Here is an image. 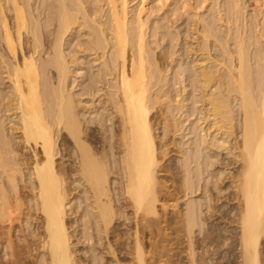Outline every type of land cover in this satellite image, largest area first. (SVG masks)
<instances>
[{
	"label": "bare ground",
	"instance_id": "6f19581e",
	"mask_svg": "<svg viewBox=\"0 0 264 264\" xmlns=\"http://www.w3.org/2000/svg\"><path fill=\"white\" fill-rule=\"evenodd\" d=\"M53 1L43 24L31 0H0L12 60L0 57L9 84L0 96V264H264V49L253 65L247 21L230 69L179 67L182 83L189 76L204 92L193 101L203 102L194 148L175 150L184 106L153 91L167 77L143 15L107 0L110 28L87 21L91 50H105L94 70L65 50L78 20L70 0ZM200 189L206 211L189 197Z\"/></svg>",
	"mask_w": 264,
	"mask_h": 264
},
{
	"label": "rangeland",
	"instance_id": "374dc122",
	"mask_svg": "<svg viewBox=\"0 0 264 264\" xmlns=\"http://www.w3.org/2000/svg\"><path fill=\"white\" fill-rule=\"evenodd\" d=\"M126 2L132 16L141 13L148 22L147 43L155 61L163 70L162 75L167 77L162 83H159V80H154L152 84L153 91L159 94L163 90H168L173 105L184 106L183 111H175L177 114L176 119L180 118L183 125L181 126L182 130L174 136L176 142H181V145L174 146V149H193L196 137L191 131L197 118V112L193 113V110L203 106V102L200 101L194 105L193 101L201 100L204 88L201 83L193 82V79H189L188 75L187 81L182 83L176 73L179 67L183 69L189 68L194 72L199 71L200 65H222L230 69L231 59L234 60L236 56L234 53L236 50L235 41L236 38L245 35L246 21L248 29V33H246L247 46L251 54L252 64L256 65L257 55L262 48L264 49V38L261 39L259 37V30H262L264 25V0H126ZM70 6L72 10L75 9L78 20L73 25L74 35L65 44V50L71 52L72 56L85 58L87 63L93 66L94 70H103V54L105 50L99 49L98 52L91 50V31L90 27L86 25L88 21L91 26L98 28L99 23L102 21L107 24V28H110L107 0H70ZM6 11L8 15H11V12ZM30 11L34 18L41 20V23L45 24L55 15L54 1L31 0ZM237 11L239 12L238 15L236 14ZM80 23L82 25L78 27ZM57 25L58 21L53 20L52 25L49 27V29L54 31L53 34L49 33L47 28H44L47 40L54 38ZM4 45L0 37V57H4L5 60L7 59L11 62V57ZM27 49L28 45L25 44V51ZM106 51H108V48ZM98 55L100 58L95 61ZM110 55L111 50L108 52V59ZM18 56L21 57V54ZM39 56L46 58L47 54L42 52ZM76 68L78 66H74L73 70H76ZM1 73L0 65V91L2 92H0V96L2 97L7 92L9 93V84L5 79L6 75H1ZM107 78L111 79L113 76ZM83 79L79 75V83L83 82ZM101 86L103 90L99 94H104L107 88L105 84ZM184 86H187L186 89H184ZM83 98L91 99V97L87 96ZM97 98L98 96H96ZM178 101H181L180 104H178ZM0 109H2L1 106ZM155 112L156 109L152 111V114ZM176 153L173 152L171 154L177 156H175V161H179L182 154ZM220 157H225L223 152H221ZM208 180L209 178L205 176V184ZM202 182L204 183V181ZM209 187H212V184L209 183ZM189 197L205 204L203 210L206 211V193L204 191L200 189ZM188 198H183L179 201L182 209L185 208L183 202ZM23 226L26 231L24 233H30L31 228L26 229L27 227L24 224ZM14 232V237L24 234L20 228L15 229ZM202 236L203 234H199V238ZM84 246L85 244L79 245L80 249L84 248ZM4 249L5 245L1 251L3 259H5ZM182 255L185 256V253ZM183 256L182 258L186 261L187 258Z\"/></svg>",
	"mask_w": 264,
	"mask_h": 264
}]
</instances>
